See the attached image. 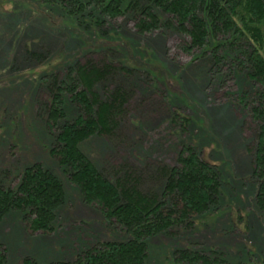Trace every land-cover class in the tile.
I'll return each mask as SVG.
<instances>
[{
    "label": "rangeland",
    "instance_id": "374dc122",
    "mask_svg": "<svg viewBox=\"0 0 264 264\" xmlns=\"http://www.w3.org/2000/svg\"><path fill=\"white\" fill-rule=\"evenodd\" d=\"M57 1L0 0V185L12 186L26 167L41 163L62 181L67 194L51 236L29 235L18 213L4 219L0 245L9 264L28 258L38 264L73 261L92 241L126 240L105 224L98 210L81 201L50 155L52 138L43 118L45 83L90 51H102L117 66L138 71L115 74L106 82L125 85L128 100L110 139L94 138L82 145L99 169L112 179L139 181L144 193L158 190V169L173 164L183 139L223 173L219 212L197 217L191 230L174 228L149 239L148 264H167L175 251L184 249L217 250L229 264H264V219L254 201L248 151L252 132L249 126L242 131V116L229 103V96L241 94L249 80L238 71L229 80L227 67L219 74L210 71L211 63L187 65L189 58L172 47L177 41L168 26L163 34L141 36L132 24L122 23L104 36L77 25ZM174 111L191 119L185 136L171 123Z\"/></svg>",
    "mask_w": 264,
    "mask_h": 264
},
{
    "label": "trees",
    "instance_id": "16d2710c",
    "mask_svg": "<svg viewBox=\"0 0 264 264\" xmlns=\"http://www.w3.org/2000/svg\"><path fill=\"white\" fill-rule=\"evenodd\" d=\"M57 4L77 25L95 28L104 36L122 23L132 24L141 36L163 34L168 26L177 41L172 47L189 58L187 65L211 63L210 71L219 74H225L227 67L232 81L235 71L245 75L249 86L229 96V103L242 116V131L251 128L248 151L256 184L254 201L264 219V0H58ZM111 58L90 51L51 75L45 83L43 118L52 138L50 155L68 183L126 240L92 241L79 249L73 261L50 264H148L149 239L168 235L174 228L191 230L197 217L219 212L223 173L183 139L173 164L158 169L160 189L148 193L140 190L139 181L110 178L83 151L82 145L91 139H110L120 126L118 119L125 115V85L112 87L107 80L119 73H138L117 66ZM172 114L171 123L179 127L180 136L187 135L191 119L178 111ZM66 203L62 181L36 163L18 174L12 186L0 185V224L9 214L18 213L29 235L51 236ZM0 264H9L1 245ZM22 264L38 263L28 258ZM167 264L229 262L217 250L184 249L175 251Z\"/></svg>",
    "mask_w": 264,
    "mask_h": 264
}]
</instances>
